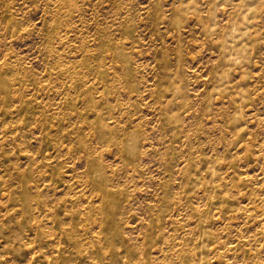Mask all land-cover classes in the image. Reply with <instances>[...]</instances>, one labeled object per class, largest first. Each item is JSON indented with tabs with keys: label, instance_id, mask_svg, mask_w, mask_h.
<instances>
[{
	"label": "rangeland",
	"instance_id": "obj_1",
	"mask_svg": "<svg viewBox=\"0 0 264 264\" xmlns=\"http://www.w3.org/2000/svg\"><path fill=\"white\" fill-rule=\"evenodd\" d=\"M0 264H264V0H0Z\"/></svg>",
	"mask_w": 264,
	"mask_h": 264
}]
</instances>
